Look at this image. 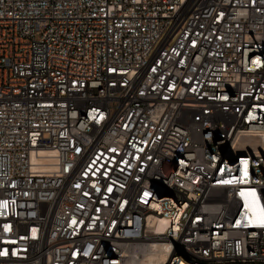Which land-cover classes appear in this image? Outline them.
I'll return each mask as SVG.
<instances>
[{"label":"built area","instance_id":"obj_1","mask_svg":"<svg viewBox=\"0 0 264 264\" xmlns=\"http://www.w3.org/2000/svg\"><path fill=\"white\" fill-rule=\"evenodd\" d=\"M0 264H264V0H0Z\"/></svg>","mask_w":264,"mask_h":264}]
</instances>
